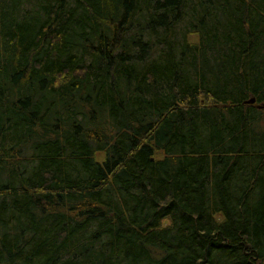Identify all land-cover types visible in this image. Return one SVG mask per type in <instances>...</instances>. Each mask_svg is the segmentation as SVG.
<instances>
[{
	"label": "trees",
	"instance_id": "16d2710c",
	"mask_svg": "<svg viewBox=\"0 0 264 264\" xmlns=\"http://www.w3.org/2000/svg\"><path fill=\"white\" fill-rule=\"evenodd\" d=\"M0 264H264V0H0Z\"/></svg>",
	"mask_w": 264,
	"mask_h": 264
},
{
	"label": "water",
	"instance_id": "95a60500",
	"mask_svg": "<svg viewBox=\"0 0 264 264\" xmlns=\"http://www.w3.org/2000/svg\"><path fill=\"white\" fill-rule=\"evenodd\" d=\"M249 103H254L255 102V99L252 98L251 100L248 101Z\"/></svg>",
	"mask_w": 264,
	"mask_h": 264
}]
</instances>
